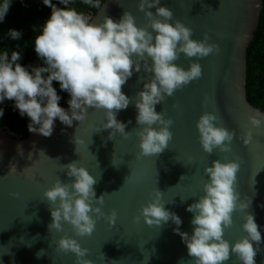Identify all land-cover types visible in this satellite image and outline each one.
<instances>
[{
    "label": "water",
    "instance_id": "1",
    "mask_svg": "<svg viewBox=\"0 0 264 264\" xmlns=\"http://www.w3.org/2000/svg\"><path fill=\"white\" fill-rule=\"evenodd\" d=\"M137 3L104 0L92 15V22L102 23L104 16L118 21L128 11L136 18V25L143 27L146 21ZM158 6L169 8L174 20L191 28V39L201 40L207 33L209 43L220 47L219 54L199 60L181 54L175 62L185 70L189 63H199L202 76L155 106L157 113L164 111L165 118L174 122L169 148L158 156L135 159L139 152L135 101L116 115L127 125L125 132L131 133L128 139L117 134L108 140L110 130L95 132L106 121L104 110L93 108H87L84 121L73 120L71 127L56 119L50 137L29 132L26 138H20L0 125V264H75L72 254L55 250V241L65 234L88 249L86 258L93 264H179L181 259L190 264L186 245L173 231L176 225L169 221L161 227H150L140 216V209L150 202V193L159 190L165 209L181 218L179 230L190 236L193 217L186 208L203 195L202 186L208 179L203 169L214 160L223 163L237 157L243 163L237 173L236 190L241 199L247 196L252 201L248 211L254 215L262 238L261 251L254 259L255 264H264V122L252 129L247 146L242 138L234 139L230 152L214 150L211 155L203 152L195 127L199 117L208 112L218 117L217 126L242 137L255 111L264 116V111L252 106L246 97V55L258 27L262 0H160ZM148 10L155 14V8ZM151 75L143 70L133 72L122 92L135 98ZM64 109L69 111V106ZM73 161L98 180L94 190L97 198L104 194L101 211L105 217L116 212L113 225L105 218L97 219L91 236L76 237L66 224L64 232H49L47 227L52 221L49 205L42 201L43 193L57 179L72 182L74 178H69L61 165ZM11 167L16 171L8 174ZM181 176L185 177L180 180ZM12 193H18V197ZM92 206L99 207L95 203ZM243 216L240 211L232 215V227L224 234L230 245L245 235L241 229ZM41 250L45 255L37 258ZM226 264L240 262L232 255Z\"/></svg>",
    "mask_w": 264,
    "mask_h": 264
},
{
    "label": "clouds",
    "instance_id": "2",
    "mask_svg": "<svg viewBox=\"0 0 264 264\" xmlns=\"http://www.w3.org/2000/svg\"><path fill=\"white\" fill-rule=\"evenodd\" d=\"M73 2L58 0L64 7H57L52 0H43V4L51 9V15L34 38V50L45 66L29 71L17 63L21 58L19 52L13 51L9 56L6 48L0 50V103L14 101L19 114L30 120L27 130L44 137L51 136L56 119L71 127L73 120L84 121L87 108L102 109L106 122L95 132L110 130L107 139L112 140L117 134L124 139L131 135L125 132L127 125L118 121L116 115L135 101L139 126V131L135 132L139 141L135 159L158 156L169 148L173 139L170 128L174 122L165 118L164 111L157 113L155 106L202 76L199 63L191 62L185 70L175 62L181 54L186 59L195 57L197 60L219 54V45L209 43L207 33L201 40L191 39L192 29L174 20L169 8L159 7L160 0H138L137 10L143 13L146 21L143 27L136 25V18L128 11H124L118 21L104 16L102 23H93L92 16L70 7ZM82 3L92 9H101L100 0H82ZM10 7L11 0H0V22ZM256 7L259 8V4ZM152 8L156 9L155 14L148 10ZM8 36L18 40L21 33L10 29ZM141 70L152 75L146 78L147 82L143 83L135 98L130 99L122 92V87L133 72ZM53 81L59 83L61 91L69 94V111L59 106L61 97L53 87ZM0 116H3V109H0ZM217 122L216 115L205 112L195 125L198 142L208 155L214 150L230 152L234 139L242 138L243 145L247 146L252 140V129L261 127L264 116L255 111L248 118L250 127L245 126L242 137H238L235 131L217 126ZM242 163L239 157L223 163L217 159L203 169L208 178L202 186L203 195L186 208L193 217L190 236L179 230L181 218L165 209L161 202L162 193L157 189L150 193V202L141 207L140 216L150 227H161L169 221L176 225L173 231L186 245L190 264H226L232 255L240 264H255L262 238L254 215L248 211L251 199L247 196L241 199L236 190L237 173ZM61 168L74 179L70 183L57 179L44 191L42 201L49 205L52 221L47 226L48 231L64 232L66 224L74 236L85 237L91 236L97 219L105 218L109 225H113L116 212L105 217L101 211L104 194L96 197L94 186L98 180L86 168L78 167L77 161L61 165ZM12 171L16 169L11 167L8 174ZM184 177L181 176L180 180ZM10 195L18 197V193ZM93 203L99 207H93ZM236 211L244 213L241 229L245 235L230 245L224 234L232 227V215ZM55 244L58 253L72 254L75 264H93L86 258L88 249L82 248L67 234ZM43 253V250L38 252L37 258L45 255ZM99 258L105 259L103 254ZM179 264H185V261L181 259Z\"/></svg>",
    "mask_w": 264,
    "mask_h": 264
},
{
    "label": "trees",
    "instance_id": "3",
    "mask_svg": "<svg viewBox=\"0 0 264 264\" xmlns=\"http://www.w3.org/2000/svg\"><path fill=\"white\" fill-rule=\"evenodd\" d=\"M103 1L100 0L101 4ZM52 3L57 7H64L58 3V0H52ZM70 7L84 13L91 10L93 15L98 10L84 5L82 0H74ZM50 15L51 9L43 4V0H11V7L4 20L0 22V50L6 48L9 51V56L13 51L19 52L21 58L17 63L23 64V67L29 71H31V65L45 66L35 53L34 38L39 34V28L43 26ZM10 29L21 33L18 40H13L8 36ZM29 59H32L31 63H28ZM53 87L61 97L59 103H65L68 107L69 94L61 91L59 83L56 81H53ZM246 97L252 106L264 111V0H262L258 27L247 49ZM6 103L9 101L6 100ZM0 109H3L0 123L11 121L12 126L17 125L16 119L19 118L13 105ZM23 120L27 123L29 118L25 116ZM27 135L24 134L23 138H26Z\"/></svg>",
    "mask_w": 264,
    "mask_h": 264
},
{
    "label": "flooded vegetation",
    "instance_id": "4",
    "mask_svg": "<svg viewBox=\"0 0 264 264\" xmlns=\"http://www.w3.org/2000/svg\"><path fill=\"white\" fill-rule=\"evenodd\" d=\"M86 15H90L92 16V12L91 10H88L86 13ZM32 59H29L28 63H31ZM21 66H23V64H20ZM34 67H38L37 65H31L30 66V69L31 68H34ZM9 101V103H6V100L3 102V103H0V108L2 107H8L10 105H13L14 106V101H10V100H7ZM59 106L62 107V108H65L66 107V104L65 103H59ZM16 112H17V116L19 119H16V124L15 126H12V123L11 121H8V122H3V123H0V125L2 127H4L6 129V131H10V132H13L16 136L20 137V138H23V135L24 134H29V131L27 130V125L30 123V120L26 123L23 118L25 116H21L19 114V111L16 109ZM0 121H1V117H0ZM5 123V124H4Z\"/></svg>",
    "mask_w": 264,
    "mask_h": 264
}]
</instances>
